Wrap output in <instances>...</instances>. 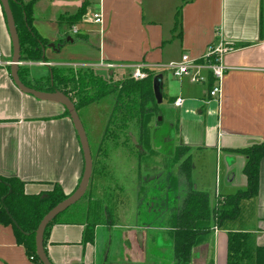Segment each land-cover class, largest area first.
Returning <instances> with one entry per match:
<instances>
[{
  "label": "crops",
  "instance_id": "obj_1",
  "mask_svg": "<svg viewBox=\"0 0 264 264\" xmlns=\"http://www.w3.org/2000/svg\"><path fill=\"white\" fill-rule=\"evenodd\" d=\"M84 1L88 4L78 23H56L62 14H74ZM177 8L179 27L172 30ZM32 9L36 31L53 43L43 50L46 61L30 62L42 66L39 74L59 63L95 67L116 78L127 77L137 63L151 67L161 76L157 104L174 130L177 143L173 147H187L189 153L215 149L216 154H226L227 182L236 186L235 166L242 170L244 157L229 150L264 139V0H34ZM93 11H100V24L90 20ZM44 24L52 27L51 37L42 35ZM221 40L246 45L221 54L220 62L227 69L216 99L208 96L207 81L185 86L174 80L181 78L159 67L182 54L199 59L208 46ZM11 54L0 6V175L24 181L26 193L58 182L70 194L83 169L71 121L61 104L17 89L9 74ZM100 60L118 67L107 70L98 66ZM177 96L183 101L176 107ZM155 119L159 121L160 116ZM214 179L217 186L218 174ZM138 204L132 217L153 211L158 212V222H128L129 211L117 205L113 221L95 225L93 241L83 243V224L58 221L49 227L43 242L47 257L54 264H172L169 213L153 210L148 201ZM229 231L245 232L251 250L264 247V157L259 162L256 195L240 202L236 219L212 227L208 241L194 248L190 264H206L209 259L212 264H226ZM0 264H37L16 243L10 225L0 224Z\"/></svg>",
  "mask_w": 264,
  "mask_h": 264
},
{
  "label": "trees",
  "instance_id": "obj_2",
  "mask_svg": "<svg viewBox=\"0 0 264 264\" xmlns=\"http://www.w3.org/2000/svg\"><path fill=\"white\" fill-rule=\"evenodd\" d=\"M8 2L19 40L20 61H46L43 50L49 41L41 36L33 25L32 4L34 0H8ZM87 4L86 1L82 2L74 14L60 15L56 23L64 26L65 24L71 26L78 23L85 13ZM179 15L180 8H177L174 13L172 30L179 27ZM58 40H63V38ZM244 45H246L245 42L233 44L236 47ZM25 67L24 64L18 65V75L23 84L40 91L52 92L58 90L63 92L73 102L79 117L82 107L104 94H110V92H116L115 101L108 116L110 123H113L111 118L119 115V121L125 122L128 119H134L137 128L142 131L148 117L157 113L158 104L152 91V78L155 73L150 69H146L147 74L141 79H133L130 76L122 77L119 82L109 87L102 75L93 71L65 74L58 72L56 65H51L48 66L44 74L29 79L25 75ZM106 74L107 77L111 76L107 72ZM207 82L209 89L213 83L210 74ZM63 114L68 116L65 109ZM81 122L83 125L82 120ZM107 129L108 124L103 132V138H109L115 146L114 141L122 137L121 132L115 134L110 131L107 134ZM84 130L87 132L85 128ZM136 139L137 145L132 143V146L136 148L137 157L141 158L144 156L145 148H141L142 143L140 140L142 138L140 139L137 135ZM98 149L102 152L99 159V161H102V167L96 168L92 149L90 148L92 171L85 193L80 198H85L84 204L75 209L74 206H76L79 199L56 215L47 224L44 230V239L47 236L49 227L55 222L62 221L83 224L81 241L83 243L92 242L95 225L110 224L113 221L112 211L115 206L124 202L125 195L121 185L117 182L116 176L114 177L113 171L108 168L105 169L106 164L108 165V160L105 158L108 149ZM229 151L244 157L242 172L245 176V184L232 192L215 194L213 201L210 202L207 191L193 186L191 179L192 161L189 149L184 146L174 148L173 161L179 162V170L184 181L182 187L178 188V204L172 211L167 212L170 216L166 218L171 227L172 264H190L194 248L208 241L212 227H218L227 221L236 219L240 214V202L256 195L259 162L264 157V139ZM48 183L50 187L46 190L37 193H26L24 191V181L15 176L4 177L0 175V224L12 227L16 243L23 246L27 255L37 264H41L35 254L34 245V231L37 224L51 207L69 195L63 192L58 182ZM156 201L157 199L155 200L157 204ZM154 207L155 205L151 208L155 210ZM160 210L162 211V208ZM153 214L158 216V212ZM247 236L245 232L240 231H229L227 233L226 264H243L244 262L249 264L250 261L253 264H264V247L251 250L247 245ZM206 264H212L211 259Z\"/></svg>",
  "mask_w": 264,
  "mask_h": 264
},
{
  "label": "rangeland",
  "instance_id": "obj_3",
  "mask_svg": "<svg viewBox=\"0 0 264 264\" xmlns=\"http://www.w3.org/2000/svg\"><path fill=\"white\" fill-rule=\"evenodd\" d=\"M42 35L51 37L52 27L48 24L41 26ZM30 62L39 61H21L24 64L25 75L27 78L32 79L38 77L41 72V67L32 65ZM26 63V64H25ZM57 66V71L65 74L77 73L81 71L89 72L93 71L97 74H101L107 84L113 85L120 81V78L116 76L107 77L106 71L95 67L84 66H67L65 64H54ZM181 79L183 85L188 86L189 82L197 83L190 80L189 76L177 77ZM75 95V94H74ZM116 92H110V94H104L98 97L93 102L82 107L80 109V119L83 121L84 128L86 129L89 148L92 149L93 160L96 164V168L101 166V150L98 148H107L106 159L108 165L106 168L113 171L114 177L116 176L117 182L121 185L125 200L122 208L129 211L128 216L125 218L128 222H139L148 219L146 213L141 214L142 217H132L133 209L138 206V202L144 200L148 201L155 197L157 199V205L154 209L162 208V214L172 211V209L178 204L179 191L178 188L183 185V177L179 170V162L174 160V148L173 145L176 142V137L173 128L167 121V118L163 115L164 110H157L153 116H149L146 121L144 130H139L137 123L134 119H128L127 121H119L120 116L111 118L113 123L109 121V113L112 109L115 101ZM160 120L156 121V117ZM109 122V123H108ZM108 124L107 134L111 132L117 134L120 133L122 137L117 138L115 146L109 140V138H103V132ZM125 124V125H124ZM125 127H124V126ZM130 136H129V135ZM124 135V136H123ZM140 137L142 143L141 148H145L144 156L137 157L135 153L134 145H137L136 136ZM134 137L136 144L132 141L131 137ZM131 139V140H130ZM132 141V142H131ZM133 143V144H132ZM140 148V147H139ZM120 153H117L119 152ZM112 152H116L112 154ZM192 165V177L196 183V187L201 190L207 191L211 198L214 194L232 192L239 187H243L245 184V176L242 170H239L237 165L235 170L236 186L227 183L226 176L228 174L227 165L229 159L226 154H216L215 149H192L190 151ZM215 174H218V185L215 186ZM99 176V175H97ZM96 176V177H97ZM155 176V177H154ZM240 180H242L240 182ZM85 198L80 199L76 204L75 209L81 207L84 204ZM145 210V206H140ZM139 207V208H140ZM117 206L114 207V210ZM165 210V211H164ZM151 219L156 221L159 217L156 214H151ZM163 220V217H160Z\"/></svg>",
  "mask_w": 264,
  "mask_h": 264
},
{
  "label": "water",
  "instance_id": "obj_4",
  "mask_svg": "<svg viewBox=\"0 0 264 264\" xmlns=\"http://www.w3.org/2000/svg\"><path fill=\"white\" fill-rule=\"evenodd\" d=\"M0 6L3 10L7 32L9 35L11 43V60L9 62V74L13 84L17 87L18 90L25 94H29L34 98L42 101L59 103L63 108L68 112V117L71 121L73 129L75 131L79 147L83 157V169L75 189L63 200L59 201L53 207H51L40 219L37 227L34 231V245H35V254L41 264H52L49 258L47 257L44 249V230L47 224L54 219L56 215L64 211L66 208L77 202L85 193L87 188L91 171H92V157L89 148V143L87 139L86 132L80 120V117L75 109V106L71 99L61 91L54 90L52 92L36 90L32 87L26 86L20 80L18 75V65L20 61V45L15 28V23L13 16L9 7L8 0H0ZM47 46L53 47V43H47ZM152 91L154 98L157 103L161 102V76L155 75L152 78ZM132 141L136 144L134 137H131ZM229 173V172H228ZM228 176V174H227ZM226 176V181L227 180ZM229 183V182H227Z\"/></svg>",
  "mask_w": 264,
  "mask_h": 264
},
{
  "label": "built area",
  "instance_id": "obj_5",
  "mask_svg": "<svg viewBox=\"0 0 264 264\" xmlns=\"http://www.w3.org/2000/svg\"><path fill=\"white\" fill-rule=\"evenodd\" d=\"M89 17L94 23L100 24L102 21L100 11L90 12ZM232 49L233 46L231 43L221 40L215 46H208L205 53L199 59H192L187 54H182L178 60L161 64L159 67L167 70L175 77L189 76L193 82L207 81L208 75L210 74L213 83L207 90V94L210 98L216 99L220 94L221 78L227 69L226 66L221 64L219 58L222 53ZM43 64L46 63L43 62ZM98 66L109 70L118 67V64L100 60ZM146 69H151V67L142 63L134 64L131 66V72L128 76L133 79H141L146 76ZM202 70L205 73H202ZM182 101L183 98L177 96L173 101V105L176 107L180 106Z\"/></svg>",
  "mask_w": 264,
  "mask_h": 264
},
{
  "label": "flooded vegetation",
  "instance_id": "obj_6",
  "mask_svg": "<svg viewBox=\"0 0 264 264\" xmlns=\"http://www.w3.org/2000/svg\"><path fill=\"white\" fill-rule=\"evenodd\" d=\"M173 148H174V147H173ZM152 198H153V199L148 200V205H149V207L153 206V204H154V205H157V204L155 203L156 198H155V197H152ZM152 214H153V213H152ZM150 215H151V213H150ZM150 215H148V219H147L148 222H158L159 218L157 219V221H155V220L149 218ZM154 215H155V214H154Z\"/></svg>",
  "mask_w": 264,
  "mask_h": 264
}]
</instances>
